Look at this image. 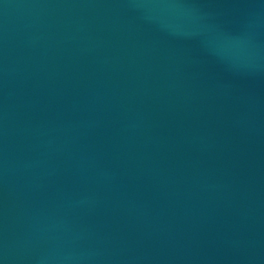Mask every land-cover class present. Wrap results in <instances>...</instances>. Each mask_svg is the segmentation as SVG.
Instances as JSON below:
<instances>
[{
    "label": "water",
    "instance_id": "water-1",
    "mask_svg": "<svg viewBox=\"0 0 264 264\" xmlns=\"http://www.w3.org/2000/svg\"><path fill=\"white\" fill-rule=\"evenodd\" d=\"M0 264H264V0H0Z\"/></svg>",
    "mask_w": 264,
    "mask_h": 264
}]
</instances>
